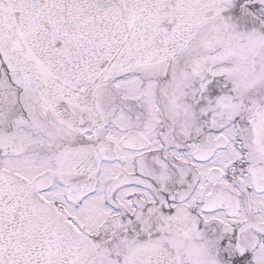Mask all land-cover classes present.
<instances>
[{
	"label": "snow or ice",
	"instance_id": "snow-or-ice-1",
	"mask_svg": "<svg viewBox=\"0 0 264 264\" xmlns=\"http://www.w3.org/2000/svg\"><path fill=\"white\" fill-rule=\"evenodd\" d=\"M0 264H264V0H0Z\"/></svg>",
	"mask_w": 264,
	"mask_h": 264
}]
</instances>
